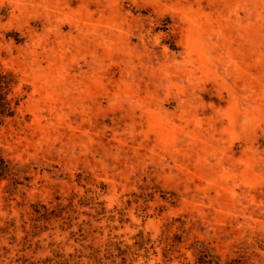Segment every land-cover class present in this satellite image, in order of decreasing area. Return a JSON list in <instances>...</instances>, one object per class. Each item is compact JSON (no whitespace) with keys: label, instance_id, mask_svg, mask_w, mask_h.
<instances>
[{"label":"rangeland","instance_id":"374dc122","mask_svg":"<svg viewBox=\"0 0 264 264\" xmlns=\"http://www.w3.org/2000/svg\"><path fill=\"white\" fill-rule=\"evenodd\" d=\"M0 264H264V0H0Z\"/></svg>","mask_w":264,"mask_h":264},{"label":"trees","instance_id":"16d2710c","mask_svg":"<svg viewBox=\"0 0 264 264\" xmlns=\"http://www.w3.org/2000/svg\"><path fill=\"white\" fill-rule=\"evenodd\" d=\"M14 79L11 73H5L0 69V127L5 121L15 116L18 102L10 98ZM10 171L9 164L5 161L0 153V179ZM198 264H218L212 256L204 254L198 259Z\"/></svg>","mask_w":264,"mask_h":264}]
</instances>
